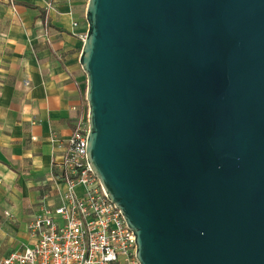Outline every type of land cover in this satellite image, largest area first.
I'll return each instance as SVG.
<instances>
[{
	"label": "water",
	"instance_id": "obj_1",
	"mask_svg": "<svg viewBox=\"0 0 264 264\" xmlns=\"http://www.w3.org/2000/svg\"><path fill=\"white\" fill-rule=\"evenodd\" d=\"M86 158L139 264H264V0H87Z\"/></svg>",
	"mask_w": 264,
	"mask_h": 264
},
{
	"label": "crops",
	"instance_id": "obj_2",
	"mask_svg": "<svg viewBox=\"0 0 264 264\" xmlns=\"http://www.w3.org/2000/svg\"><path fill=\"white\" fill-rule=\"evenodd\" d=\"M13 2L0 0V258L29 239L14 230L27 229L42 195L57 204L58 143L88 108L79 64L87 0Z\"/></svg>",
	"mask_w": 264,
	"mask_h": 264
},
{
	"label": "built area",
	"instance_id": "obj_3",
	"mask_svg": "<svg viewBox=\"0 0 264 264\" xmlns=\"http://www.w3.org/2000/svg\"><path fill=\"white\" fill-rule=\"evenodd\" d=\"M88 130L85 115L65 143H58L61 153L53 162L58 202L49 206L47 195L40 197L27 225L30 242L1 257L0 264H139L134 232L88 164Z\"/></svg>",
	"mask_w": 264,
	"mask_h": 264
},
{
	"label": "rangeland",
	"instance_id": "obj_4",
	"mask_svg": "<svg viewBox=\"0 0 264 264\" xmlns=\"http://www.w3.org/2000/svg\"><path fill=\"white\" fill-rule=\"evenodd\" d=\"M87 104V103H86ZM88 106V105H87ZM87 113H88V108H87ZM87 113H86V116H87ZM12 230H14V229H11V228H8V227H5V228H2V231H4L5 232V234H7V233H11V231ZM15 231V233L16 234H22L23 232H25L26 231V234L28 235V233H27V229L24 227L23 229H15L14 230ZM23 231V232H22ZM30 242V238L29 239H27V240H25L22 244L21 243H18V244H11L9 247H8V249H7V251H9V250H14V249H16V248H20V249H22L23 247H25L26 246V244H28ZM2 246H3V244H1L0 243V249L2 248ZM6 251V252H7ZM0 255H2V254H0Z\"/></svg>",
	"mask_w": 264,
	"mask_h": 264
}]
</instances>
